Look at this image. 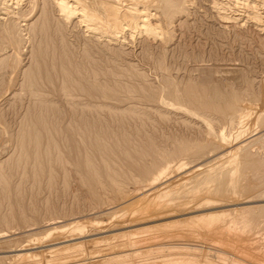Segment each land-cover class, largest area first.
I'll return each instance as SVG.
<instances>
[{
  "label": "rangeland",
  "instance_id": "rangeland-1",
  "mask_svg": "<svg viewBox=\"0 0 264 264\" xmlns=\"http://www.w3.org/2000/svg\"><path fill=\"white\" fill-rule=\"evenodd\" d=\"M35 1L7 2L17 22L7 35L0 29V264H39L42 251L62 245L50 243L53 229L78 221L86 236L69 242L83 243L64 252L95 255L87 253L110 234V245L123 244L90 264L175 256L264 264V0H250L257 9L228 0H176L169 12L149 5L155 32L126 30L113 42ZM244 110L253 114L237 139ZM86 154L95 172L75 165ZM180 163L213 171L212 200L192 199L183 215L118 222L145 185L171 178ZM107 221L103 233L92 223Z\"/></svg>",
  "mask_w": 264,
  "mask_h": 264
},
{
  "label": "bare ground",
  "instance_id": "bare-ground-1",
  "mask_svg": "<svg viewBox=\"0 0 264 264\" xmlns=\"http://www.w3.org/2000/svg\"><path fill=\"white\" fill-rule=\"evenodd\" d=\"M9 1L11 2V0H0V8L3 9V11H4L3 13H5V15H7L6 17H9L7 19L8 21L4 24V22L6 20V17L4 16L5 20L3 22V26L1 25L2 27H0V29L3 32H5L6 35L11 29H13V27L15 26V23L17 22L15 20L17 18V16H15V13L11 9H9L11 7L10 3H7ZM34 1L35 0H33V2ZM37 1H39V0H37ZM49 1H50V3L54 4L55 9L58 11L60 18L66 20V21L75 18V20L77 21V24L79 26L83 27L86 32L91 33L94 36H98V37L104 36V37L108 38L110 41H112V40H119L120 39L119 37L121 35H123L126 30H129V32L133 30L132 33H134V30H137V32H142V33L144 32L146 34L151 33L152 31H154V28H152V26H151L153 23L150 24V20H151L150 18H152L153 13H152V11H150L148 6L149 5H151V6L155 5L158 8H160L162 11L169 12L173 8H175V3H177L178 0L177 1L176 0H49ZM212 1H214V0H212ZM238 1L243 2V4L246 3V5L248 3L249 4L252 3V1L250 2V0H228V2H229L228 4L232 3V5H234V4L236 5V3L237 4L239 3ZM219 2H220V0H219ZM221 2H223V1H221ZM255 2L259 3L260 0H259V2L257 0H253V4H257ZM34 3H36V1ZM212 3H215V2H212ZM224 3H225V1H224ZM261 3H264V1H261ZM253 4L252 5L250 4V5L253 6ZM178 5H180V4L178 3ZM240 5L242 7L246 6L245 4L244 5L240 4ZM43 6H45V8H42L43 14L45 15L46 13H48L45 2H42L41 7H43ZM212 6L214 7V5H212ZM217 6H221V5L217 4ZM249 6H248V8H249ZM227 7L228 6H226V9H227ZM253 7H255L257 9V6H253ZM218 8H220V7H218ZM248 8H247L246 12L249 11ZM222 9H224V8H222ZM253 9H251L250 11H252ZM256 9H254V10H256ZM219 11L221 12V10H219ZM222 11L224 12L225 9ZM257 11H259V10H257ZM231 13H233V12H231ZM241 13L242 12L237 13V14L241 15ZM249 13L253 14V15H249V16L247 15L248 17H251V18H249V21H250V19H252V17L254 18L252 20H255V23L256 22L258 23L261 20H263L261 14L254 13V11L249 12ZM234 15H235V13H234ZM222 16L223 15H220V18ZM239 16H237V17H239ZM1 18H2V16H1ZM224 18H225V20H227L228 14L226 16L222 17V19H224ZM231 18L233 19V17H231ZM48 19H49L48 17L43 16L42 21L39 24L44 26V24H46V22H48ZM242 19L245 20V17L244 18L242 17ZM229 20H230V17H229ZM233 20H235V19H233ZM258 24L260 25V23H258ZM261 24H262V22H261ZM262 28H264V27L262 26L261 29H259V30H262ZM85 51H87V50L85 49ZM90 61H91V59H90ZM83 65H84V63L82 64V66ZM84 67H85V65H84ZM92 70H94V69H92ZM70 72H71V70H70ZM93 73H94V71H93ZM205 90L207 91V95L209 96L211 101H217V99L220 97V91L218 90V86H216V85H209L207 89L205 87ZM221 99H222V97H221ZM239 114L240 115H239V121H238L239 124L238 125L241 127L239 128L240 130L238 129L239 131L233 136V137H237V139H239L240 137H242V135H244V133H243V131L245 130L244 126L247 124V123L245 124L246 117H247V115L249 116L250 114H253V112L249 113L246 110H244L243 112H240ZM78 123L88 124L86 119H81V118H80ZM82 129H83L82 133H84V135H86L85 133L87 131H88V133L90 132V135H91L92 131H90L91 130L90 127H84ZM94 135H96V134H94ZM70 137H72V136H70ZM87 139H88V137H87ZM95 142H94V144H95ZM45 149H46V147H45ZM84 150L86 151V148H84ZM182 150H183V148H182ZM237 151L236 150H233V152L230 151L231 154H229V156H230V162L233 161L236 164H239L241 161L237 157ZM90 153H93V152L91 151ZM88 154L81 155L82 158L79 157L77 159V161L81 165L75 164L79 169H81L82 171H84L86 173L87 172L89 173V171L91 172V168H93V166H94V163H92V160L90 159ZM93 154H91V155H93ZM59 155H61V154H59ZM70 156L71 155H69V157ZM183 165H184L183 163L178 164L174 170V171H176L174 176H172L169 179H166L162 183H160V184L156 183V184H154V186H150L149 184L145 185L141 189V191L137 195H135L136 200H133V201H136V202H134V204L129 206L127 214H125L123 216L121 215L122 217L119 218L118 222L129 223L130 219H133L134 217L140 218L141 216H148V217L150 216V217H152V219L156 218V217H163V216L171 215V214H168L169 211H172L173 213H177L176 215H183V214H185V209H186L187 205L192 202V199L198 198V197H203L202 200H207V201L212 200L213 196L216 193L211 188H213L212 185L217 183V181L216 182L214 181L217 178V176L214 177L213 171L209 168H206L205 166L204 167L206 169L203 170L204 168L201 169V167L198 165L193 166L190 169L184 170ZM98 167L94 166L95 169H93V172H95ZM235 169H237V168L234 167V171H232L233 172V174H232L233 179L236 177V173H238V171ZM218 182H221V180ZM235 186H236V184H235V182H233L232 187L235 188ZM150 187H153V188L150 189ZM118 216H120V215H118ZM117 219L118 218L116 217V220ZM188 219L189 218H187L186 221ZM92 223H93V225H96L97 226L96 228L101 230L103 233L106 231L105 229L110 222L107 221L106 223H101V222H96V223L92 222ZM83 225H86V224L82 221L81 222L78 221L76 223H70L68 225H65L64 228H62V229L54 228L50 243L51 244H53V243H60L61 244L62 243V245L56 246V247H48L44 251L41 250L43 257L41 258V260H39V264H42V260L45 263L51 262L49 264H90V263H92V260L95 261L94 259H96V257H98L104 253L105 254L112 253L111 252L112 249L115 251L124 250V249H119L120 247L122 248V245H123L122 243L110 245V239H112L111 234H110V236H106L107 237L106 238L107 244L104 243L105 244L104 247H102V248L97 247L96 250L94 249L93 251L91 250L90 252L88 251V253H87V254H90V253L95 254L96 253L95 255L92 254V256H90V255H85L86 252H82V253L80 252V254L77 255V257H76L74 254H69L70 253L69 251L71 249L76 250V248L73 249L74 246L80 245L81 243H83V242H79V241L78 242H76V241L75 242H69V241H72V239H74L75 237H81V236L83 237L85 235L84 231H79L80 227ZM195 226H198V224ZM206 230H207V227H206ZM74 234H77V235H74ZM68 235H71V237L65 238V236H68ZM61 237H64V238L61 239ZM129 245H131V244L129 243ZM72 246H73V248H71ZM65 250L66 251L69 250L68 251L69 253L64 252ZM17 257L20 258V256H17ZM21 257H23V256H21ZM175 257L178 258L179 256H175ZM144 258H146V257H144ZM166 258L165 259L161 258L160 260L159 259L153 260L152 262H150L148 264H183L181 262L182 260L180 257L179 258L181 261L178 260L179 258L178 259H176V258L172 259L171 257H170L171 259H168L169 257L167 259ZM35 263H36V261L34 260L33 264H35ZM203 263L205 264V262H203ZM197 264H199V263H197ZM200 264H202V263H200Z\"/></svg>",
  "mask_w": 264,
  "mask_h": 264
}]
</instances>
